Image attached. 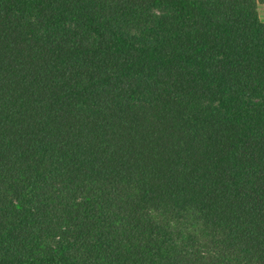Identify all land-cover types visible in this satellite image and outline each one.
I'll use <instances>...</instances> for the list:
<instances>
[{"label":"trees","instance_id":"trees-1","mask_svg":"<svg viewBox=\"0 0 264 264\" xmlns=\"http://www.w3.org/2000/svg\"><path fill=\"white\" fill-rule=\"evenodd\" d=\"M262 0H0V264H264Z\"/></svg>","mask_w":264,"mask_h":264},{"label":"crops","instance_id":"crops-1","mask_svg":"<svg viewBox=\"0 0 264 264\" xmlns=\"http://www.w3.org/2000/svg\"><path fill=\"white\" fill-rule=\"evenodd\" d=\"M258 12L260 15V18L262 20H264V0H262L259 4H258Z\"/></svg>","mask_w":264,"mask_h":264}]
</instances>
